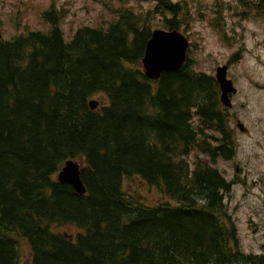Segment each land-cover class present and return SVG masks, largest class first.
<instances>
[{
    "label": "trees",
    "instance_id": "16d2710c",
    "mask_svg": "<svg viewBox=\"0 0 264 264\" xmlns=\"http://www.w3.org/2000/svg\"><path fill=\"white\" fill-rule=\"evenodd\" d=\"M240 3L264 17V0ZM153 7L119 9L65 41L50 6L46 32L0 35V264H19L18 238L32 264H264V245L240 250L224 200L232 182L212 165L236 150L214 75L195 70L188 50L178 69L143 73L151 31H186L192 19L183 0ZM98 93L107 102L91 109ZM69 159L81 161L84 194L53 177ZM134 176L160 200L124 192Z\"/></svg>",
    "mask_w": 264,
    "mask_h": 264
},
{
    "label": "rangeland",
    "instance_id": "374dc122",
    "mask_svg": "<svg viewBox=\"0 0 264 264\" xmlns=\"http://www.w3.org/2000/svg\"><path fill=\"white\" fill-rule=\"evenodd\" d=\"M183 1L191 6L192 19L188 29L180 31L189 40L187 50L194 60V69L214 75L218 66L227 64V77L236 88V93L230 95L231 106L226 107L236 150L232 158H218L212 165L232 182L224 200L237 231L240 250L261 254L264 245V17L253 4L242 6L240 0ZM250 1L258 3L259 0ZM156 3L157 0H0V35L11 39L28 31L46 32L49 24L42 14L52 6L62 14L60 27L64 40L69 41L81 26L106 27L116 19L119 9L144 14ZM218 15L221 17L216 27L213 19ZM154 18L157 23L156 15ZM92 99L99 104L107 102L103 93ZM238 123L245 130H240ZM193 157L194 153L189 156L190 162ZM76 161L81 164L80 160ZM122 189L126 193L142 194L150 204L160 200L156 189L137 176L123 178ZM54 229L70 236L80 231L73 224L56 225ZM18 248L19 264H32L25 239L18 238Z\"/></svg>",
    "mask_w": 264,
    "mask_h": 264
},
{
    "label": "water",
    "instance_id": "95a60500",
    "mask_svg": "<svg viewBox=\"0 0 264 264\" xmlns=\"http://www.w3.org/2000/svg\"><path fill=\"white\" fill-rule=\"evenodd\" d=\"M188 47L189 40L180 30L154 28L141 58L143 73L147 78L156 80L162 72L178 69L185 61ZM227 67V64L218 66L214 77L220 90V102L224 107L229 108L230 95L236 93V88L232 80L227 77ZM97 103L96 100L91 99L90 108L94 109ZM238 127L240 130H245L241 123H238ZM56 179L61 183L70 184L79 194L86 192L80 178L79 164L75 160H66L57 172Z\"/></svg>",
    "mask_w": 264,
    "mask_h": 264
}]
</instances>
